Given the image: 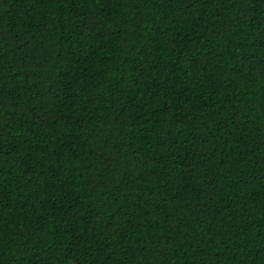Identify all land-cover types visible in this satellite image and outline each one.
I'll return each instance as SVG.
<instances>
[{
    "label": "trees",
    "instance_id": "obj_1",
    "mask_svg": "<svg viewBox=\"0 0 264 264\" xmlns=\"http://www.w3.org/2000/svg\"><path fill=\"white\" fill-rule=\"evenodd\" d=\"M0 264H264V0H0Z\"/></svg>",
    "mask_w": 264,
    "mask_h": 264
}]
</instances>
